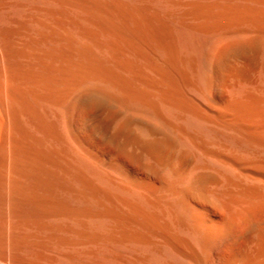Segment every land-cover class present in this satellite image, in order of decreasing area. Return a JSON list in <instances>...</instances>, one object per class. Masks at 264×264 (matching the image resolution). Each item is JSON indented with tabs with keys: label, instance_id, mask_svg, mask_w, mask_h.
I'll use <instances>...</instances> for the list:
<instances>
[{
	"label": "bare ground",
	"instance_id": "1",
	"mask_svg": "<svg viewBox=\"0 0 264 264\" xmlns=\"http://www.w3.org/2000/svg\"><path fill=\"white\" fill-rule=\"evenodd\" d=\"M0 264H264V0H0Z\"/></svg>",
	"mask_w": 264,
	"mask_h": 264
}]
</instances>
